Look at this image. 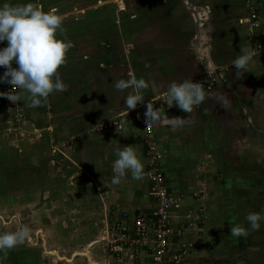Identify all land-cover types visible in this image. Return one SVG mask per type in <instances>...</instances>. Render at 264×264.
<instances>
[{"label":"crops","instance_id":"0c3cea01","mask_svg":"<svg viewBox=\"0 0 264 264\" xmlns=\"http://www.w3.org/2000/svg\"><path fill=\"white\" fill-rule=\"evenodd\" d=\"M62 2L0 0V5L32 3L44 12L55 9L62 18L58 38L73 45L58 69L65 91L53 92L36 108L26 106L28 93L20 91L25 99L18 101L17 110L0 97V156L18 149L9 144L10 134L16 144L25 143V134L37 135L30 139L33 146L27 153L38 161L29 170L38 179L47 173L57 192H64L63 204L75 208L83 221L81 237L106 233V241L129 235L134 218L151 216L155 209L148 176V143H153L164 187L178 200L169 223L172 255L164 264H175L174 255L179 256L178 264H264V221L246 237L230 235L231 225L249 229L248 213L264 215V0H144L143 14L134 13V8L113 14L101 6L74 13L86 14L81 19L69 18L74 9ZM250 6L257 11L255 26L249 25ZM106 14L117 18L106 23ZM140 22L145 23L143 29ZM112 26L113 33H107L106 27ZM241 48L254 56L248 72L237 79L231 62ZM208 74L222 75L205 92L224 94L226 107L208 97L190 114L162 105L156 108L165 118L152 124L150 133L144 131L146 118L135 113L138 106L164 96L172 82H194ZM131 75L143 78L148 87L142 90L143 102L127 112L124 98L131 89L121 91L114 85ZM3 86L0 83V92ZM17 113L22 121H16ZM122 116L127 119L122 126L100 131ZM176 117L192 122L173 129L168 120ZM13 123L22 134L8 131ZM126 146L140 158L144 175L135 180L126 172L113 185L112 164L117 150ZM44 154L48 159L41 158ZM110 208L117 210L116 223L102 229ZM2 225L0 233L11 232ZM100 241L90 244L84 252L88 256L81 260L77 253L69 260L57 251L60 258L51 252L42 257L33 243L26 248L20 244L23 250L14 247L19 254L14 248L0 252V264H163L151 248L136 250L127 242L121 253L99 258L93 247Z\"/></svg>","mask_w":264,"mask_h":264},{"label":"clouds","instance_id":"9594fccd","mask_svg":"<svg viewBox=\"0 0 264 264\" xmlns=\"http://www.w3.org/2000/svg\"><path fill=\"white\" fill-rule=\"evenodd\" d=\"M62 18L56 14L55 9L49 12L42 11L32 3L22 5H0V67L4 68L0 74V83L11 85L12 90L0 92V97L7 98L10 102L24 101V97L17 92H27V107L36 108L42 105L53 92L66 90L61 80L58 69L66 63V54L72 48L71 41L58 38V31L63 32ZM241 55L232 62L236 69L235 76L239 79L243 73L248 72L252 63L254 52L246 48L240 49ZM13 64L16 67H13ZM117 90L131 89L124 98V105L129 110L135 109L138 103L143 102L142 90L148 87L143 78L137 79L131 75L127 80L120 79L115 82ZM167 107L175 105L185 113L190 114L194 106H199L206 97L214 98L222 107L229 103L222 93H206L202 84L193 80L172 82L166 92ZM145 118L149 124H157L165 117L160 108H154L149 101L146 104ZM192 121L185 118H169V126L173 129L190 124ZM118 131V130H117ZM117 158L112 164L114 175L111 183L118 185L125 177L126 172L135 180L143 178L144 166L131 146L117 150ZM18 219V218H16ZM249 229L239 225H231L230 235L233 237H246L248 231L260 228L264 215L250 212L245 217ZM30 229L23 224L16 231L0 233V252L12 249L23 244L30 234Z\"/></svg>","mask_w":264,"mask_h":264},{"label":"rangeland","instance_id":"374dc122","mask_svg":"<svg viewBox=\"0 0 264 264\" xmlns=\"http://www.w3.org/2000/svg\"><path fill=\"white\" fill-rule=\"evenodd\" d=\"M62 1H65L66 5L69 8L74 9L71 14H74L78 11H91L95 8L103 6L101 10L112 11L115 14L117 9H124L122 12L127 10L135 9L134 13H142L144 10V0H58L63 4ZM104 3L101 4V2ZM109 4V5H108ZM63 6V5H62ZM78 12V13H81ZM87 12V13H88ZM120 10L116 14L119 15ZM121 12V13H122ZM120 13V14H121ZM70 15V14H69ZM76 16V17H74ZM69 18H84L86 14H74ZM116 15L109 16L105 15L104 21L107 23H111L116 20ZM113 17H115L113 19ZM143 17V15H142ZM86 21V20H84ZM95 21V20H94ZM124 22V21H123ZM141 28H144V22L139 23ZM113 26L106 27V32L113 33ZM165 96V95H164ZM160 97L154 101V108L166 105L160 102V100L164 97ZM157 105V106H155ZM146 110V105L138 106L135 109V113H139V116L143 115ZM146 121V120H145ZM15 127H18L17 124L13 123L11 127H9V132H16L17 134H22V131L17 130ZM12 136L9 140V144L14 145L16 149L23 150V154H19L11 148V150L15 153H11L8 150L9 154L6 157L0 156V221L2 224H5L9 227L12 232L14 229H18L21 224L28 227L31 231L29 236L26 238L23 243L26 247H32L35 245L38 249L40 255L48 257L50 252L57 251L60 253L62 258H66L69 260L73 259V254L77 253L78 258L84 257V252L88 248L91 249L92 243L101 240L98 244H96L93 249L98 250V257L102 258L101 255H108L111 253L110 246L108 245V241L116 240V237L110 236L106 241L103 240L106 233H101V237H87L86 239L81 237L80 232L82 228L83 221L82 219H78L76 217L74 210L75 208H71L73 214L70 213V208L64 205V197L61 191L54 188V184L52 183V179L50 181L49 175H42V179H38V174H34L31 172V166L34 165L33 162L37 163L38 160H33L32 155L29 156L27 150L33 146L32 141L30 140L33 136L32 134H25L23 140L25 143L16 144L14 142L15 135L10 134ZM37 137L34 136L33 138ZM6 145V149L8 144L4 141ZM24 148V149H22ZM3 152V150H2ZM7 154V152H6ZM18 154V155H17ZM3 155V153H2ZM43 160L48 159L47 155H41ZM149 164V161H148ZM45 166V164H42ZM41 180V181H40ZM41 182V183H40ZM52 184H50V183ZM41 185V186H40ZM63 191V189H62ZM121 194L122 192H117ZM58 199V200H55ZM62 201V202H60ZM78 209L81 210V207ZM115 209V208H114ZM110 208L109 216L107 220H105V225L103 224L102 229L113 227V224L116 223L117 219V210ZM117 209V208H116ZM18 218V219H16ZM84 220V219H83ZM0 224V225H2ZM3 226V225H2ZM1 227V226H0ZM111 227V228H112ZM1 232V231H0ZM66 234V236H65ZM112 237V238H111ZM107 238V236H106ZM32 241V242H30ZM22 245V244H21ZM21 245H17L23 250ZM15 252L19 254L21 251ZM122 248V244H121ZM88 250V251H89ZM14 252V253H15ZM23 252H26L25 250ZM83 252V253H82ZM90 252V251H89ZM47 253V254H46ZM109 253V254H110ZM115 254V253H111ZM85 255H87L85 253ZM88 256V255H87ZM115 262H117L115 260ZM105 264L107 261L105 260ZM116 264V263H114Z\"/></svg>","mask_w":264,"mask_h":264},{"label":"built area","instance_id":"2783aa9c","mask_svg":"<svg viewBox=\"0 0 264 264\" xmlns=\"http://www.w3.org/2000/svg\"><path fill=\"white\" fill-rule=\"evenodd\" d=\"M250 19L249 25L255 26L258 20L257 11L254 7L250 6ZM7 42L0 43V47L6 46ZM5 69L0 67V74L3 73ZM222 78V75L216 76L214 74H208L194 82H199L202 84L204 90L212 88L218 79ZM218 79V80H217ZM4 92L12 90L11 85L4 83L3 86ZM20 92V90H16ZM10 102V101H9ZM161 103L167 104L166 96L161 100ZM12 107L17 110L18 101L16 103L10 102ZM157 106V105H155ZM22 115L16 114L15 119L17 122L22 121ZM125 117H119L107 122L100 131H107L110 129L119 128L126 122ZM144 131L150 133L153 129L152 124H147L144 120L143 125ZM148 176L149 183L152 191V195L155 200V209L151 216L149 215H140L134 218L133 229L129 235H124L116 237V240L111 241L110 250L112 253L119 254L122 251L121 244L124 242L130 243L131 246L138 250L143 248H151L154 253L155 258L160 263H166L169 259L171 253L172 235L170 232V214L171 210L177 207L178 200L172 198L167 190L164 187V179L161 170V165L159 162V155L157 148L153 143H148ZM119 230L127 232L126 228L120 227ZM173 257V256H172ZM179 256L174 255L172 263H179Z\"/></svg>","mask_w":264,"mask_h":264},{"label":"water","instance_id":"95a60500","mask_svg":"<svg viewBox=\"0 0 264 264\" xmlns=\"http://www.w3.org/2000/svg\"><path fill=\"white\" fill-rule=\"evenodd\" d=\"M212 72H214V71H212ZM89 248H90V247H89ZM51 254L55 255V256L58 257V258H60L56 252H51ZM84 255H85V253H84Z\"/></svg>","mask_w":264,"mask_h":264}]
</instances>
